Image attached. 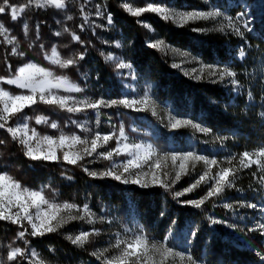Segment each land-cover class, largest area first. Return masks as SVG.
Listing matches in <instances>:
<instances>
[{
    "label": "trees",
    "instance_id": "trees-1",
    "mask_svg": "<svg viewBox=\"0 0 264 264\" xmlns=\"http://www.w3.org/2000/svg\"><path fill=\"white\" fill-rule=\"evenodd\" d=\"M123 1L108 0V11L112 14L116 29L112 37L123 42L124 53L136 72L145 81L153 84L154 98L162 105H171L175 114L190 115L201 121L205 127L212 129L210 135L196 134L189 128H181L171 134L162 129L155 139L153 137L154 141L167 149L170 139L174 145H178L186 137H190L207 151L206 153L220 160L231 154L238 155L264 146V116L261 115L264 113V0H261L259 7L254 10L252 28L244 32L243 38L215 31L196 33L191 31V25L177 28L155 14L147 13L144 16V21L151 23L155 32L168 43L188 49L206 62L226 63L235 70L240 82L236 93L231 87L226 88L218 83L193 80L181 75L171 66L169 56L148 47L145 43V28L137 23V17H132L124 11L121 7ZM156 1H174L176 4L192 7L201 5V2L195 0ZM221 1L217 0L218 3ZM9 2L21 6L26 4L27 0ZM69 3L72 4L70 12L73 15L70 21L66 18L64 20L62 11L53 8H28L16 21L11 20L10 10L0 14V21L18 38L20 48L26 53L23 58L12 56L11 45L0 43V76L11 75L18 65L28 61L46 64L43 52L56 44L64 56L85 52V58L76 67L61 69V72L79 83L89 85L94 93L101 87V90L112 93L114 97L120 96L119 86L101 55L97 34H93L92 29L88 27L81 32L78 27L83 23L80 6L84 4L87 11L89 3L85 4V0H69ZM0 6H3L2 2ZM25 22L29 26L27 36L23 32ZM37 24L39 39H36ZM65 26L77 32L85 41L84 45L71 43L67 33L59 37L53 34L55 29L62 32ZM30 43L33 45L31 48L28 47ZM41 44L44 45L43 50ZM65 44L69 47H63ZM239 46L243 47L246 54L243 60L236 56ZM249 91L253 93L251 101L247 98ZM45 111L49 117L60 121L62 125H65L69 117L68 113L61 110L52 112L51 107ZM132 116L140 124L144 123L152 128L155 125L161 129L158 119L149 114ZM215 136L228 139L221 146ZM0 140L5 141L0 145V152L3 153L0 156V171L9 172L27 186L39 189L50 185L56 190L55 198L58 200L80 205L88 202L99 210L107 206L126 221L136 217L147 234L154 239L163 240L171 229L179 234L191 227L196 233L191 254L204 264H264L261 259V256H264V235L259 231L250 230L255 228L252 219L256 213L249 208L237 207L233 211L222 206L223 203H256L264 207V190L260 189L251 175L255 166L240 173L237 187L243 191L229 190L224 199L215 201L217 206L213 207V203L209 201L203 209H197L173 199L172 192H166L159 187L142 189L111 178L89 177L78 166L32 161L23 155L20 146L13 142L3 129H0ZM69 176L72 177L71 180L67 179ZM190 183L191 179L184 177L174 186L173 191L182 190ZM205 191L206 186H201L181 197L180 201L198 199ZM48 195L52 196L51 191ZM209 216L234 223L238 227L231 229L224 224L214 225L208 219ZM18 231V226L0 221V259L6 258L9 244L24 246L23 241L17 239ZM27 239L30 241V247L36 248L41 256L51 261L62 264L95 261L88 245L85 248H77L65 239L62 232L37 238L29 236ZM19 264L28 262L21 260Z\"/></svg>",
    "mask_w": 264,
    "mask_h": 264
},
{
    "label": "snow or ice",
    "instance_id": "snow-or-ice-1",
    "mask_svg": "<svg viewBox=\"0 0 264 264\" xmlns=\"http://www.w3.org/2000/svg\"><path fill=\"white\" fill-rule=\"evenodd\" d=\"M3 6H0V14H5L10 10L11 20L16 21L28 8L37 9L53 8L65 10L68 7V0H27L26 4L17 6L11 4L9 0H0ZM88 0H85V4ZM121 7L132 17H141L145 13H152L161 20L171 23L177 28H185L190 24L198 22L213 23L211 28L193 27L192 32L208 33L219 32L226 33L231 31L239 37L244 36L237 24V20L243 16L233 18L226 15L218 7L202 10L193 8L191 10H179L166 4L147 3L146 6H133L131 3L124 2ZM107 5L96 4L95 15L106 18L107 24L112 25L113 17L107 13ZM80 13L83 23L78 27L81 32L86 27L91 28L93 34L95 29L104 27L90 21L91 13L85 11L84 4L80 6ZM67 20L73 17L68 15ZM149 32H155L154 27L148 21L137 20ZM244 28H249V22L244 23ZM29 26L23 24L24 35H28ZM37 36L39 39V25L36 26ZM71 38V43L84 45L85 41L81 36L71 28L65 26L63 31H57L55 36L63 34ZM0 43L11 45L10 55L23 58L26 53L20 48V41L11 30L0 22ZM104 43H108L104 41ZM33 45H28L31 48ZM44 49V45H40ZM63 47L68 48L65 44ZM117 47L119 43L117 42ZM148 47L156 49L164 55L171 54L174 58L179 57L180 62H173V68L180 69L184 75L195 80H209L211 83H223L226 79L235 89L239 87L237 72L228 66L218 64L203 63L198 57L192 56L191 53L176 48L169 44L165 39H155L148 42ZM44 59L49 64L59 69H69L76 67L80 61L85 58V52H75L72 55L64 56L61 54L57 45H52L50 50L43 52ZM105 62L114 61L116 57L112 53L104 54ZM241 60L245 57L243 49L240 50ZM195 64L198 67L185 69L184 65ZM116 69H129V76L135 79L134 72L131 71L132 65L118 61L115 64ZM11 71V65H8ZM0 85L14 86L19 92H13L7 87L0 86V129H3L13 142L18 144L23 155L32 161L64 163L81 167L89 176L95 179L111 178L122 184L136 185L142 189L159 187L166 192H172L173 199L179 202L203 209L204 205L211 201L213 207L217 206L215 201L225 198V193L229 190L243 191L237 187V181L240 173L245 169L255 170L251 172L256 184L264 190V146L252 151H244L238 155L231 154L225 159L220 160L215 157L201 155L194 150L189 151H169L161 152L151 143H133L129 142V137L123 124L118 131L110 133H101L95 131L91 136H81L75 133L67 134L63 131L59 135L42 134L37 128L32 127L29 123L31 117L27 116L25 110L32 109L38 104L56 108L72 114L84 113L91 110L95 113V123L97 128L100 126L101 109L119 108L132 109L134 111H151L153 116H158V102L145 90L143 95L138 98H128L125 96L121 99H92L84 96L78 98L75 93H83L84 89L76 82L72 81L65 74H57L52 68L41 66L38 63L29 61L16 68L14 73L9 76H0ZM249 101L253 99L252 91L247 93ZM167 126L173 130L181 128H191L195 132L204 135L212 134V129L204 127L192 119L180 118L171 112H167ZM264 116V113H261ZM76 124L82 131L91 132L86 127V123L70 121ZM36 125H46L47 127L58 130L60 125L45 115L35 117ZM115 129V125L112 126ZM135 130V129H133ZM228 137L215 136V140L221 143ZM115 140L116 146L108 148L111 141ZM5 143L0 140V145ZM101 149H104L101 151ZM3 153L0 152V156ZM123 156L125 159L117 162L116 157ZM91 158V159H89ZM93 163L96 160L108 161L109 166L103 170H91L83 162ZM201 165V170L197 173V166ZM196 173L194 180L185 188L179 191H173L174 186L183 178L191 177ZM67 179L71 180L69 176ZM201 186H206L204 195L198 199H189L180 201V198L194 192ZM252 188V185H249ZM51 191L52 196L48 195ZM56 190L51 186H42L39 189H33L24 185L20 180L7 171H0V221L16 225L20 229L17 232V239L23 241L24 246H13L9 244L6 258L0 259V264H19L21 260H26L28 264H49L45 258L34 247H30V241L27 237H44L48 234L58 233L67 225L74 221H82L93 227L90 230H80L76 233L65 234V239L77 248H85L92 243L95 237L101 235V229L94 225L97 221L109 224L111 220H105L103 216H97L92 210L89 203L82 205L69 202L58 201ZM225 209L235 211L237 207L257 209L256 203H223ZM264 211V207H261ZM163 214V213H162ZM208 219L212 224H224L231 229L238 226L234 223H228L225 220L216 219L209 216ZM251 231H259L264 235V223H259ZM113 240L107 247L97 248L91 255L94 256L100 264H198V260L189 252L179 251L170 246L168 238L158 241L150 237L144 230L143 226L136 229L125 226L121 231L112 234ZM195 236L196 233H191ZM51 251V249H50ZM264 260V256H261Z\"/></svg>",
    "mask_w": 264,
    "mask_h": 264
},
{
    "label": "rangeland",
    "instance_id": "rangeland-1",
    "mask_svg": "<svg viewBox=\"0 0 264 264\" xmlns=\"http://www.w3.org/2000/svg\"><path fill=\"white\" fill-rule=\"evenodd\" d=\"M195 1L201 2V5L198 7H192V6H188L186 4L179 5V4H176L174 1L168 2V1H156V0H146L145 2H138L135 0L134 1L133 0H124L123 3L128 2V3H131L133 6H141V7L146 6L147 3L166 4L169 6H173L179 10H191L193 8H199L202 10H207L209 8L218 7L226 15H230L234 19L237 17H240V14H243V16L240 17L236 21L242 32H245V31L248 32L249 31L248 29L244 28V23L246 21L249 22V28L250 29L252 28V24H253V20H254V13L253 12L261 4V0H222L220 3H218L217 0H195ZM87 3H89V8L86 12L91 13L89 20L94 21L96 24L104 25V27H100V28L95 29V33L97 34L96 36L98 39L97 43L101 47L100 48L101 53H104V54L112 53L116 57V60L105 62V63L110 68V70L113 74V77L119 86L120 96L114 97V96H112V93L101 90V87H99L98 91H95V93H94V91H92V89L89 85H84L82 83H79L78 80H75V79L70 77V79L72 81L76 82L77 84H79V86L81 88L84 89L83 93H75L73 95H76L78 98H82L84 96H87V97H90L92 99H100V98L121 99V98H124L125 96H127L128 98H138L139 96L143 95L145 90H149L150 94L153 96V93H152L153 84L145 81L136 72L135 68L133 67L131 62L128 60L126 54L124 53L125 52V46H124L123 42L120 39H115L114 37H112V35L115 34V31H116L114 23H112V25H108L106 18L97 17L95 15V5L96 4H101V5L106 4L107 5V12H106L105 16L107 15V13H109V11H108V0H88ZM70 6H72V4H70L69 0H68V7L65 10H60V11H62L64 20L68 15L73 16L72 13L70 12ZM145 14H147V13H145ZM145 14H143L141 17H138V19L141 21H144L145 20L144 19ZM60 22H62V21H60ZM60 22H58V23H60ZM190 25L193 27H203V28L213 27V23H210V22H198L196 24H190ZM145 31L147 34L146 39H145V43L147 45H148L149 41H152L155 39H162L156 32H149L147 29H145ZM54 32H57V29H55ZM223 34H234V33H232L229 30ZM240 38H243V37H240ZM104 41H107L108 43H104ZM117 42L119 43V47H117ZM169 44H171V43H169ZM171 45H173V44H171ZM173 46L176 48L182 49L186 52L191 53L192 56L198 57L203 63L228 66L226 63H221V62H212V63L206 62L199 55L189 51L188 49H184V48H181V47L176 46V45H173ZM241 49H243V47L239 46L238 52L236 54V56L239 59H241L240 55H239ZM61 54H62V52H61ZM167 56H169L172 64H173V62H177V63L180 62L179 57L174 58L171 54H169ZM103 59H104V57H103ZM120 60H123L124 62L130 63L132 65L131 71L134 72L135 77H136L135 79H132L129 76V71H130L129 69H121V70L116 69L115 64ZM45 61L47 62L46 64H42V63L35 62V61H32V62L38 63L44 67L52 68L54 71L57 72V74H65L66 75V73L61 72V69L56 68L55 66L49 64V62L47 60H45ZM25 63H27V62H25ZM21 65H18L17 68L20 67ZM184 67H185V69H189L191 67H198V65L186 64V65H184ZM175 69L181 75L189 78V76L184 75L183 71H181L180 69H177V68H175ZM193 80H195V79H193ZM205 81L209 82V80H207V79H205ZM218 84H220L221 86L226 87V88L231 87L233 92H235V93L238 92V89H235L234 86H232L227 79L223 83H218ZM0 86L7 87L9 90H11L13 92H19L20 91L19 89H16L14 86H9V85H0ZM97 92H98V94H96ZM158 105H159V107L157 108V112L159 113L158 116H153L151 114V111H134L132 109H125L123 107L103 108V109H101V116H100L101 123H100V126L98 128H97L96 123H95V113L92 112L91 110L86 111L84 113H77V114H72V113L66 112V113H68L69 117H68V120L66 121L65 125H62L60 123V121L49 117V115L46 113L45 110L47 108H50V107L42 105V104H38V105L34 106V108H32V109H26L25 112H26L27 116L31 117V119L29 120L30 125L32 127L37 128V130L40 131L42 134L59 135V132L63 131L64 133H67V134L75 133V134L81 135V136H91L95 131H100L101 133H105V134L110 133L114 130L118 131L119 126L121 124H123L125 127V130L127 132V135L129 137V142L145 143V144L151 143L161 152L194 150L201 155H207L209 157H214V156L210 155L209 153H206L207 151H204L203 148H201L199 145H197V142L194 141L190 137H186L184 139V141L179 142L178 145H174L170 139V141L168 143L169 147L167 149L160 147L158 145V143L156 141H154V139L156 138V135L159 134L160 130L164 129V130L168 131L170 134L180 130V129L173 130L167 126V124H168V119H167V115H166L167 112H171L172 114H174L180 118L192 119L198 123H201L204 127H205V125L201 121H199L197 118H193L190 115H177V114H175L171 108V105L165 106V105L160 104L159 102H158ZM51 111L53 112V111H60V110L51 107ZM61 112H63V111H61ZM143 113L149 114V116L157 118L159 121L158 123H159V126L161 127V129L155 127V125L153 126V128L151 126L148 127L146 124H144V123L140 124L133 119L132 114H143ZM37 115H45V116L49 117L50 120L56 121L60 125V128L58 130H54V129L47 127L46 125H36L35 124V117ZM72 120L78 121L80 123H86V127L91 129V132L82 131L79 127H77L76 124H73L70 122ZM113 125L116 126L115 129L112 127ZM133 129H135V130H133ZM189 129H191V128H189ZM192 131H194V130H192ZM196 134H203V133L196 132ZM153 137H154V139H153ZM115 146H116L115 140H113L109 143V145L107 147L113 148ZM103 150L104 149H101V151H103ZM89 159H91V158H89ZM115 159L117 160V162H119V161L125 159V157L120 156V157H116ZM83 163L89 169L97 170V171L103 170L105 167L109 166V162L103 161V160H96L93 163H88L86 160ZM201 168H202L201 165L197 166V173L201 170ZM195 177H196V173H193V175L191 177H187V178H190L191 182H192ZM128 185H131V184H128ZM133 186H136V185H133ZM28 187H30V186H28ZM136 187H138V186H136ZM30 188H32V187H30ZM33 189H35V188H33ZM58 201H61V200H58ZM89 205L92 208V210L97 214L98 217L103 216V217H105L106 221L107 220L112 221L111 224H109L107 222L101 223V222L97 221V223L94 225L96 228L101 229V235L99 237H95L92 240V243L88 244V246L90 247L92 252L94 250H96L97 248L107 247L109 245V243L112 242V240H113L112 234L117 232V231L122 232V230L125 226L132 228V229H136L139 226H143L136 217H133L131 221H126L125 219L121 218L115 211L108 208L107 206H104V207H102V209L99 210V209L92 207L91 204H89ZM257 205H258L257 209H250L249 208L250 210H253L256 213L255 217L252 219V225L254 227H256L259 223H264V211H261V207H262L261 205H259V204H257ZM92 227H93L92 225H89L85 222L74 221V222L70 223L69 225H67L60 232H62L64 235L68 234V233L74 234L80 230H85V231L90 230ZM144 230H145V228H144ZM193 232H194V230L191 227H187L183 232H181L179 234L175 233V231L173 229H171L167 235L169 245L175 247L179 251H185L186 253H189V252L191 253V247H192V243H193V239H194V236H192L191 233H193ZM156 240H158V239H156ZM158 241H161V240H158ZM92 257L95 259V261L79 262L77 264H98V263H100V261H98L94 256H92ZM46 260L49 261V264H62V263H59L57 261H51L48 259H46ZM198 264H204V262L202 260H198Z\"/></svg>",
    "mask_w": 264,
    "mask_h": 264
}]
</instances>
